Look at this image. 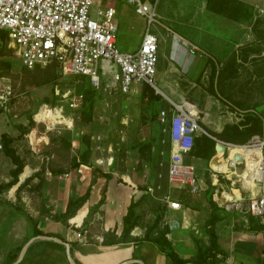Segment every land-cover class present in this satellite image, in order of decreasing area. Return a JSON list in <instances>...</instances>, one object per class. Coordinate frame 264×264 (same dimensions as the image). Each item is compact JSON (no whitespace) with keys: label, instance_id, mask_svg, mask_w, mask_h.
I'll return each mask as SVG.
<instances>
[{"label":"crops","instance_id":"1","mask_svg":"<svg viewBox=\"0 0 264 264\" xmlns=\"http://www.w3.org/2000/svg\"><path fill=\"white\" fill-rule=\"evenodd\" d=\"M241 1L249 6L259 4V0ZM100 3L115 10L117 49L135 51L145 30V17L134 13L123 0H102ZM98 4L95 0L92 12ZM174 4L186 6L185 14L175 17L172 12H156L158 19L153 33L157 37V59L161 57L162 63L157 68L155 65L154 87L132 83L129 91L122 93L111 80L110 73L102 71L101 84L94 89L91 121L85 124L90 150L88 162L70 165L72 158L78 162L79 154L86 149L82 138L79 140L76 135L77 129L67 128L65 137L57 138L53 147H48L51 143L46 140L45 149L50 153L38 157L39 163L19 155L14 140L11 142L23 167L17 182L0 193V264L12 263L20 247L36 236L31 219H36L35 227L43 235L57 234L67 242L69 254L78 264H121L129 259H137L143 264H264V229H252L242 214L223 208L219 197L222 194L227 198H241L246 190L252 195L259 191L264 194V185L257 182L246 185L242 170L238 173L232 171L225 149H217L219 143L215 139L218 138L200 126L214 141L215 152L208 159L190 154L182 156V163L192 167L199 187L197 193H190L186 179L174 180L168 174L173 147L166 126L157 119L159 109L168 101L188 100L202 111L199 122L208 131L220 133L224 125L237 124L244 112L264 109V63L250 61L256 56L250 48L258 45L250 41L255 36L251 31L254 18L227 19L206 10L205 0ZM190 44L195 45L198 52L190 53ZM244 47L246 49L242 50ZM240 49L242 54L246 53L245 60L240 58ZM232 54L236 56V62L228 61ZM240 66L246 73L260 79L249 103L218 90V86L226 89L225 79L231 72L240 70ZM83 79L87 83L86 78ZM144 87L152 88L153 96L147 92L142 95ZM105 109L107 113L112 111V117L101 121L100 114ZM53 110L58 112L59 108ZM42 111L33 114L35 122H41L39 115ZM68 121L65 124H69ZM60 139L69 141V146L65 147ZM222 140L232 143L228 138ZM5 157L0 160V183L10 179L8 171L13 167ZM56 169H62V172ZM35 172H40L42 177L39 189L24 188L16 200L17 186ZM218 177L228 183V189L218 185ZM36 181L34 176L30 184ZM234 184L242 194L232 193ZM102 187L103 202L91 214L85 227L83 222L89 209L96 206ZM86 190L89 191L86 200L66 223L51 218L50 215L64 211L68 199H74ZM166 196L178 202V208L168 207L163 201ZM209 200L218 210L211 207ZM132 203L137 204L133 208L139 216L129 232L132 239L108 243L111 238L118 239L121 235L123 217ZM161 205H164L162 212L159 210ZM42 209L48 212L41 213ZM211 213L218 217L212 226L213 245L207 223ZM158 214H161L160 225L167 226L170 248L180 260L168 256L151 240L141 239L146 227ZM78 230L86 231L84 239L75 236ZM50 241L39 238L31 241L16 264H68L63 245ZM11 256L13 260L10 261Z\"/></svg>","mask_w":264,"mask_h":264},{"label":"built area","instance_id":"2","mask_svg":"<svg viewBox=\"0 0 264 264\" xmlns=\"http://www.w3.org/2000/svg\"><path fill=\"white\" fill-rule=\"evenodd\" d=\"M94 1L0 0V32L4 33L3 38L0 36V47L4 45L14 49L20 64L26 68L53 64L61 75L85 77L93 89L100 86L103 70L110 73L111 80L122 93H127L132 83L154 87L158 45L151 26L156 18V3L123 0L134 13L145 17L146 25L138 48L133 52H121L115 46L114 8L101 5L102 0H97L99 4L92 12ZM188 51L196 53L198 48L190 44ZM11 98L10 85L0 75V113L9 112ZM81 99L80 93L72 94L67 98V108L78 109ZM199 112L194 103L181 100L168 101L157 113L159 123L167 128L173 147L168 174L174 180L186 179L190 193H197L199 187L192 167L182 163V156L188 154L195 136L206 134L197 123ZM215 140L224 147L232 171L238 173L239 165L241 170L246 167L247 158L237 148H252L258 153V168L264 172V134H253L242 145ZM237 153L241 155L240 162L234 160ZM219 197L221 206L226 210L248 213L259 219L264 215V194L260 191L252 195L246 190L238 199L222 194ZM163 201L170 208L179 206L178 202L171 201L167 196ZM85 235V230L75 232L78 239H84Z\"/></svg>","mask_w":264,"mask_h":264},{"label":"rangeland","instance_id":"3","mask_svg":"<svg viewBox=\"0 0 264 264\" xmlns=\"http://www.w3.org/2000/svg\"><path fill=\"white\" fill-rule=\"evenodd\" d=\"M167 1L168 2L166 3V0H158L155 5V11L157 13H161L163 11L167 13L172 12L175 17L185 14L186 6L180 7L174 3L184 4L186 0ZM250 10L252 15L249 19L255 17L264 18V0H259V4L257 6H251ZM157 19L158 18L156 17L155 21ZM154 25L155 22L151 26L152 32H155ZM255 40L257 39H255V36H253L250 41L254 44L260 43V45H263L260 40ZM1 49L0 60L9 61L11 66L7 70H4L3 67H0V75L4 78L5 82L9 83L12 90V98L10 100L9 112L5 114L0 113V135L6 134L14 137L13 145L18 151V154L22 155L24 158L34 160L38 163V157L50 153V150L45 149V145H47L45 144L46 140L47 143L50 142L52 144H50L51 146L48 144V147H53V145L55 146L57 144V140L48 141V138L51 137L57 139L59 137H65L63 135L68 132L66 131L67 128H73L78 130L76 131V135L78 139L81 140L82 136H85V131L87 132L88 128L85 124L78 120L76 113L77 111L69 110V108L66 106L67 98H69L72 94L77 93L79 90L80 81H78L77 78L72 75H61L58 72L56 66L53 64H48L45 66L36 65L32 68H26L20 64L14 49L4 45H2ZM241 51L242 50L240 49L238 52L240 55L242 54ZM248 59L249 58L246 57V60ZM250 61H252V58ZM161 63L162 58L159 57V59L156 61V68L159 67ZM239 68L240 70H238L236 73L231 72L225 79L226 89H219L218 86V90L222 94H228V96L231 95L233 97L243 98L249 103L254 98L255 89L259 84H257V82L260 81V79L258 80V78L250 75L248 72L246 73L241 68V66ZM105 81L108 80L105 78ZM154 83L156 84L155 80ZM239 85L242 87H239ZM62 95H65L66 97H63ZM55 97H57V99L54 100L53 105H48L42 102L43 98L53 100ZM60 106L62 107L58 112L53 110V108H59ZM46 108H51L49 110V114L47 112H41L39 115L41 122H35L33 120V114ZM199 111V118L197 121H199L200 117L203 115L200 109ZM28 116L31 117L33 124L27 133L19 135L17 126L22 125L27 127ZM100 116L101 117L99 119L101 121H107L112 117V111L107 113V110L105 109V111L102 112ZM48 117L53 122L58 120L62 122L50 124ZM67 120H69V124H65ZM104 128H107V126L104 125ZM96 129L98 130L99 127ZM98 132H100V130H98ZM1 151L2 150L0 148V160L1 158L5 160L6 157ZM240 170L241 165H239V169L237 171L239 172ZM261 184L262 186L264 185V172ZM232 193L242 194L243 192H241L237 184H234Z\"/></svg>","mask_w":264,"mask_h":264},{"label":"trees","instance_id":"4","mask_svg":"<svg viewBox=\"0 0 264 264\" xmlns=\"http://www.w3.org/2000/svg\"><path fill=\"white\" fill-rule=\"evenodd\" d=\"M249 5L244 3L241 0H205V8L206 10L223 16L227 19L238 21L240 19H247L250 18L252 13L250 10ZM251 31L254 33L255 37L258 38V41L260 40L263 45H260L258 43L257 46L254 48H250V51L254 54H258L255 57H251L252 61H260L264 63V55H259L262 51L264 52V18L262 17H255L251 24ZM0 36L3 38L4 33L0 32ZM261 43V44H262ZM0 47V53L1 49ZM246 47L242 48V50H245ZM245 54H241V59L245 60ZM240 59V60H241ZM229 62H236V56L232 54L229 59ZM11 66L9 61L0 60V67H3L4 70H7ZM258 72V71H257ZM1 74V73H0ZM52 77V76H51ZM76 77V76H75ZM76 78L80 81L79 90L77 93L81 94V105L77 109V116L80 122L84 124H88L91 121L92 117V107H93V96H94V89L90 87V85L85 83L83 76H77ZM145 92H147L150 97L153 96V90L152 88L144 87L142 90V95H145ZM57 97H55L53 100H49L47 98H43L42 102L46 103L48 105H53L54 100H56ZM51 109V108H50ZM50 109H43V112H47ZM27 127L18 125L17 129L19 131V135H23L27 133L30 130V127L33 124V121L30 116L27 118ZM199 126L203 127L209 134L215 136L218 139L222 138H228L232 143H245L251 135L253 134H264V109L263 110H255L253 111H246L242 114V118L237 124H226L224 125L222 131L220 133H213L211 131H208L199 121L197 122ZM14 140V137L12 136H6L5 134L0 135V145L1 150L4 155H6L11 163L13 164V167L9 169L8 175L10 176V179L7 182H1L0 183V193L10 188L12 185H14L17 182V177L19 173L22 170L23 163L22 159L15 153V150L11 147V142ZM50 141L57 140L54 138H49ZM65 147L69 146V141L66 139H60ZM82 141L86 145V149L79 154L78 158L79 161L75 162V158H72L71 166L78 165L79 162H88L90 150H89V139L85 136H82ZM148 147V145H147ZM214 141L208 137L205 134H201L199 136H195L193 138L192 146L188 152V154L206 158L208 159L210 156L214 154ZM58 172H62V169H56ZM37 177V181L34 184H30L33 177ZM106 178H109L108 174L104 175ZM42 182V177L40 175V172H35L33 175L25 178L16 188L15 190V197L16 200L19 199V193L24 188H29L33 190H38L40 187V184ZM28 185V187H26ZM88 190H86L82 195L74 198V199H68L64 208V211L59 214H52L50 215L52 219L56 221H60L62 223H66L67 219L74 215L75 211L83 204V202L86 200L88 196ZM104 199V187L100 190V196L96 203V206L93 208H90L88 211V214L86 216V220L83 222V226L87 227L88 219L90 218L91 214L96 210L98 206H100ZM211 207L218 210V207L214 202L209 200ZM137 204H130L124 217H123V228L121 235L118 239L111 238L108 243H113L117 241H129L132 239V237L129 235L130 230L133 228L134 225L138 222L139 216L134 213V208ZM164 208V205H161L159 210L162 212ZM41 213H47L48 211H44L43 209L40 210ZM244 219L252 226V229L256 230H263L264 229V215L262 219H259L258 217H255L253 215H250L248 213L242 214ZM217 216L214 213H211L210 217L208 218V235L210 238V242L213 245L214 243V236H213V223L217 220ZM161 220V214H158L155 216L153 221L146 227L144 235L141 239L144 240H151L152 242L156 243L158 246L163 248L166 251V254L170 257H172L174 260H180L178 259L177 255L173 252V250L170 248L169 242L167 240L166 234H167V226L166 225H160ZM31 222L34 225V234L40 235L42 234L36 227V219H31ZM52 237H61L57 234L50 235ZM51 242V241H50ZM59 246L62 247L61 244ZM13 260V256H11L10 261ZM127 264H137V263H127Z\"/></svg>","mask_w":264,"mask_h":264},{"label":"water","instance_id":"5","mask_svg":"<svg viewBox=\"0 0 264 264\" xmlns=\"http://www.w3.org/2000/svg\"><path fill=\"white\" fill-rule=\"evenodd\" d=\"M216 147H217V149L224 151V147H223L222 145L217 144ZM234 160H235L236 162H240V161H241V155L238 154V153L235 154V155H234ZM217 182H218V185H220V187H223L224 189H228V188H229L228 183L222 181V179H221L220 177L217 178ZM237 199H238V198H237ZM37 238H39V239L51 240V241H54V242H56V243H58V244H62L63 247H64V252H65L66 260H67L68 264H78V263H76V262L74 261V259L70 256V254H69V245H68L67 242L61 240L60 238H57V237H51V236L43 235V234L36 235V236H33V237H31L30 239H28V240H27V241H26V242L20 247V250H19V253H18L17 258H16L12 263H10V264H16V263L20 260V258L22 257V255H23V253H24V251H25L27 245H28L31 241H33V240H35V239H37ZM132 262H133V263H137V264H143L141 261H139V260H137V259H129V260L124 261V262L121 263V264H127V263H132Z\"/></svg>","mask_w":264,"mask_h":264},{"label":"bare ground","instance_id":"6","mask_svg":"<svg viewBox=\"0 0 264 264\" xmlns=\"http://www.w3.org/2000/svg\"><path fill=\"white\" fill-rule=\"evenodd\" d=\"M49 121L51 122L50 119H49ZM58 122H60V121L58 120L56 123H58ZM52 124H54V123H52ZM237 151H239L240 153H243L245 158H247L246 167L243 168L242 172H241L242 176L246 180V182H245L246 185H249L252 182H257L259 184L262 183L263 173L258 168V164H257L258 161L256 160V158L258 157L257 151L252 149V148H237ZM248 156H250V157H248ZM241 173H239V175Z\"/></svg>","mask_w":264,"mask_h":264}]
</instances>
